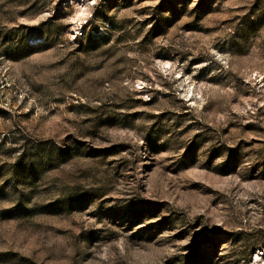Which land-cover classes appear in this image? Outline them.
<instances>
[{"label":"rangeland","instance_id":"rangeland-1","mask_svg":"<svg viewBox=\"0 0 264 264\" xmlns=\"http://www.w3.org/2000/svg\"><path fill=\"white\" fill-rule=\"evenodd\" d=\"M0 264H264V0H0Z\"/></svg>","mask_w":264,"mask_h":264}]
</instances>
